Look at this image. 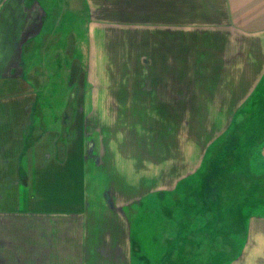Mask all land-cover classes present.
<instances>
[{"label": "crops", "instance_id": "obj_1", "mask_svg": "<svg viewBox=\"0 0 264 264\" xmlns=\"http://www.w3.org/2000/svg\"><path fill=\"white\" fill-rule=\"evenodd\" d=\"M77 1L0 0V184H14L7 194L0 193V264L121 263V258L103 260L100 252L108 257L113 248L118 253L129 247L131 222L125 210L134 202L128 204L127 197L111 190L104 192V205L122 222L126 239L99 238L98 246L93 245L100 248L101 259H97L89 253V231L84 240L78 234L89 227L92 213L85 181L84 198L55 210L37 206L46 200L35 196L32 188L50 164H68L77 142L78 160L85 169L101 167L106 150L98 154L100 145L95 138L101 125L94 123L89 130V123L96 113L103 116L111 109L108 102L118 104L120 93L129 98L138 94L158 114L184 121H174L176 131L196 128L193 141L185 142L183 150L191 159L187 155L184 170H177L174 178L157 188L175 192L181 184L185 193L200 177L209 152L216 150L213 143L228 133L225 130L234 121L253 118L264 100L260 96L264 88V4L248 0L244 12L233 10L245 8L241 0H234L235 4L233 0H83L91 18L99 20H94L90 41L81 54L80 36L75 34ZM112 23L134 25L137 32V48L129 61L136 79H130V84L102 82L98 75L108 68L104 63L108 47L102 46L109 38L102 28ZM104 93L110 94L109 100L102 97ZM209 117L216 131L201 127V121L206 124ZM260 140L249 148L256 152L251 171L255 187L243 192L236 177L231 183L224 177L218 183L232 190L233 200H246L237 207L236 215L246 218L245 242L233 264H264V216L255 206L264 201V139ZM27 162L31 172L24 171L27 177H22ZM21 178L29 185L22 197L18 196L19 184L24 182ZM225 198L216 194L212 199L216 209H223ZM48 226L53 229L49 234Z\"/></svg>", "mask_w": 264, "mask_h": 264}, {"label": "rangeland", "instance_id": "obj_2", "mask_svg": "<svg viewBox=\"0 0 264 264\" xmlns=\"http://www.w3.org/2000/svg\"><path fill=\"white\" fill-rule=\"evenodd\" d=\"M247 1L241 0V4L245 3V8L233 10L246 12ZM255 1L264 4V0ZM84 2L78 0L76 9L79 20L75 34L80 36L81 54L83 45H87L93 33L94 20H99V18H91L88 6ZM233 3L235 4L234 0ZM119 26L120 23H112L102 28L105 30L102 33L109 38L105 46H102L105 49L106 46L108 47V57L107 60L104 59L108 70L100 71L98 75L102 82L123 81L130 84V79H136V73L129 61L137 48V32L134 30V25ZM98 32L97 28L96 33ZM66 47L68 46H65V52ZM260 89H263L260 94L262 96L264 88ZM105 93L102 97L109 100L110 94L105 96ZM119 96L122 97L119 99L122 106L120 102L118 104L108 102L106 105L111 109L103 116L102 113L101 116L99 112L96 113L89 123L91 124L89 130L93 129L94 123L101 125L97 128L100 131L99 135L95 136L100 145L97 149L98 154L101 155V150H106L101 167L91 165L87 166V170L85 169L78 160L81 149L80 142H77L66 166L50 164L38 174L32 188L34 195L46 200V203H36L37 206L44 204L46 209L55 210L62 205L77 203L82 197L84 198L82 183L85 181L92 213L89 227H83L82 233L78 232V234L84 240L89 231L93 247L89 246V253L95 254L97 259H101L98 255L100 248H94L93 245L98 246L99 238L103 237L105 241H110V235L113 240L126 239L122 222L109 213L103 202L104 192L111 190L127 197L128 204L134 202L125 210L131 222L127 232L129 247L119 250L118 253L117 249L113 248L110 255L108 251L106 252L108 257H105L101 251L103 260L115 262L121 258L120 264H233L240 257L245 242L246 218L236 215L237 207L241 208L246 200L243 198L233 200L232 197L235 195L232 190L222 189L218 183L223 177L229 178L230 183L233 177H236L237 186L243 192L255 187L251 171L252 165L256 162V152L250 150V147L258 145L261 143L260 139H264V110H262L264 100L255 108L257 114H253V118L234 121L230 128L225 130V133H228L213 143V150L217 148L207 155L204 168L207 166L208 168H203L195 185L185 193L181 184L175 192L157 191V188L165 184L168 179L174 178L177 170H184L182 166L187 155L190 159L191 157L183 149L186 140L193 141V131L196 128L192 126V131H183L182 127L176 131L175 122L179 124L184 121L178 122L169 115L158 114L154 106L150 108L151 105L147 103L149 101L145 103L138 94L129 98L122 92ZM114 107H119L120 111L114 110ZM205 120L207 123L204 124L202 120L201 127L206 125L208 131L217 128L212 118ZM191 121L186 122L191 124ZM207 160L210 162L209 165ZM27 163L21 173L22 177H27L25 175L27 170L31 172V169H28L30 162ZM225 165L230 172L229 177L223 167ZM221 166L222 169L224 168L222 172H220ZM21 180L24 182L19 184L18 196L22 197L27 193L29 185L23 178ZM229 185L231 186V184L222 186ZM9 186L12 187L14 184H0V193L7 194ZM216 194L226 197L221 201L224 205L222 210L216 209L212 200L215 199ZM205 196L206 200L203 198ZM255 206L261 208L258 211H261L260 216H264L262 210L264 201L255 203ZM52 230V227L48 226L47 234ZM88 243L90 245V242ZM86 256L85 254L84 260H87ZM94 262L90 261L88 264H98ZM69 264L76 263L72 261Z\"/></svg>", "mask_w": 264, "mask_h": 264}, {"label": "trees", "instance_id": "obj_3", "mask_svg": "<svg viewBox=\"0 0 264 264\" xmlns=\"http://www.w3.org/2000/svg\"><path fill=\"white\" fill-rule=\"evenodd\" d=\"M246 202H244L243 204H245Z\"/></svg>", "mask_w": 264, "mask_h": 264}]
</instances>
